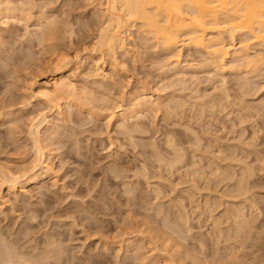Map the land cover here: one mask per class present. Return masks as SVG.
Segmentation results:
<instances>
[{
    "label": "rangeland",
    "instance_id": "374dc122",
    "mask_svg": "<svg viewBox=\"0 0 264 264\" xmlns=\"http://www.w3.org/2000/svg\"><path fill=\"white\" fill-rule=\"evenodd\" d=\"M101 2L0 0V175L31 176L30 122L44 112L54 153V172L43 163L23 191L0 177V264L11 249L25 260L14 264H264V46L250 42L257 68L229 59L220 71L186 42L177 63L133 26L111 55ZM60 63L85 102L62 99L63 120L32 87ZM141 97L161 104L123 120Z\"/></svg>",
    "mask_w": 264,
    "mask_h": 264
},
{
    "label": "bare ground",
    "instance_id": "6f19581e",
    "mask_svg": "<svg viewBox=\"0 0 264 264\" xmlns=\"http://www.w3.org/2000/svg\"><path fill=\"white\" fill-rule=\"evenodd\" d=\"M101 1L104 2V5H105L104 11H105L106 19H105L104 24L101 26V30H100V33L98 36L99 37V39H98L99 45L98 46L101 48L102 51L107 52L111 55L112 54L114 55L116 53L117 49L122 50L125 47V36H126L125 34L128 33L130 28L133 29L134 28L133 26H137V27L139 26L140 31L141 30L143 31L142 34L143 33L147 34V35L151 34L150 36L154 37L155 40H157V42L163 46L162 48H164L168 51H172V52L176 51L173 53L174 54L173 57H175V61L177 63L180 62V60H179L180 54L178 53V51L181 50L180 46L184 42H186L189 46L191 45V46H194L195 48H201V49H204L205 51H207L208 55L210 56V59L212 60V63H213L212 66H214V64H216L217 66H219V69L221 67L223 68L226 65L227 60H229V59H232V63L230 66L234 65L235 67H240V68L242 66H246V65H248V66L251 65V66H254L253 68H255L256 65H254V63L257 62L255 64H258V59H256V61L254 59V58H256L255 57L256 55L258 57H260L259 62L261 60L264 61V56H262L264 53L263 54L261 53L260 56L258 54H256L253 57L251 52H250L251 51V48H250L251 47L250 46L251 41H252L251 43L254 45L259 43V45L264 46V0H101ZM6 4L7 5L5 6V8H6L5 10H7V11L11 10L12 14H13V9H14V12H15V10H17L16 8L12 9L9 6L10 3L9 4L6 3ZM100 10H102V9H100ZM102 12H103V10H102ZM12 14H10V15H12ZM8 15L9 14H7V16ZM53 20L54 19L50 18V22L52 21L54 23ZM41 22H43V21H41ZM50 22L49 21H47V23L45 22L44 26H46V24L48 26V23H50ZM52 22H51V24H52V26H54V24ZM51 24H49V25L51 26ZM38 27H41L40 29H42V27H43L42 23H41V26H38ZM49 28H51V27H49ZM55 28L53 27L54 30H55ZM47 33H49L48 30H47ZM41 35H43V34L41 33ZM237 35H241L238 46L235 44ZM150 36H148V37H150ZM43 39L44 38H42V40ZM43 41H45V39ZM254 41H255V43H253ZM107 53H105V54H107ZM262 63H264V62H262ZM262 63L259 65L263 66ZM95 64H96L95 66H97L96 67V74H97V76L100 75V77H101V71H100L101 67L99 65V62H97ZM57 65H58V63H57ZM57 65L55 68H53L51 70V72L49 71L47 74L44 73V75L39 77V79L33 81V86H32L33 87V97H35L37 100H44V101H47V103L49 102V104H52L53 107L55 108L56 117L62 118V120H63V118L66 116V114H65L66 112H65V109L62 107V104H61L62 99H67L69 102H71L70 104L79 105V106H84L85 102L83 103V101H81L82 99L80 100L79 97L76 98L75 96H73L74 94H72V91H73L72 89H75V88H73V86L75 84L73 85L72 83H74V82L71 83V82H69V80L67 81V78H66L67 70H66V68L64 66H60L61 63L59 64V66H57ZM175 66H176V63H175ZM230 66H228V67L230 68ZM234 66H233V68H234ZM248 66H246V67H248ZM223 69H225V68H223ZM235 70H237V68ZM256 70L258 71V69H256ZM220 71H221V69H220ZM157 98H158L157 99L158 101H160L162 99L161 96H159ZM156 102L154 105H156ZM153 103H154V101L153 102L149 101V100H147V98L146 99H143V97H141L140 99L138 98L137 101L131 102V104L127 108V110H125L123 113H121L122 118H124L123 120L127 121L128 119H126V118L133 117V116L135 118V115H136V114H134V112L136 111L135 109H137L139 107L145 108V106L146 107L154 106V105H152ZM159 103H158V105L161 104V103L160 104ZM178 105H179V103H178ZM157 106H156V109L161 107V106H159L157 108ZM151 108H153V107H151ZM170 110H171V108H170ZM40 113L41 112H39V115H40ZM44 113H42L40 115V117L37 116L34 120L31 117V120H33L32 123L30 122V124H32V128H31V126H29L31 128L29 134H31L30 135L31 138L33 136V138L31 140H32V142L34 141L33 144L35 146V155L33 157L34 158V162H33L34 164L32 165V168L30 170L31 176L26 177V180H25L24 176H28L27 171L23 172L24 174H22V173L18 174L17 172L16 173H14V171L12 172V170L3 171L2 175H0V177L3 176L1 184L6 185V187H7L6 189L9 192L15 193L18 191H23L24 190V188H23L24 184H26L30 181L37 180V178L39 177L37 175L38 171L40 169H42L41 167L44 165L43 163H47L46 166H47L48 170H50V172L51 171L54 172V153L50 152L49 155H47V153H46L47 151H45L46 145L44 146L45 143L42 145V140H43L42 139V125H44L45 123H49L48 116H47V114H44ZM121 115H120V117H121ZM141 115H143V114H141ZM137 116L140 117V114H138ZM117 118H119V117H117ZM110 119H113V118H110ZM118 124H120V123H118ZM133 128H135V127H133ZM124 129H126V128H124ZM140 130H141V128H140ZM46 136H48V135H46ZM171 138H172V136H171ZM167 139H168V137H167ZM51 141H52V139H51ZM168 144H169V140H168ZM173 144L174 143H172L171 145H173ZM174 145H173V147H174ZM174 150H175V148H174ZM180 150H179V152H182ZM53 152H54V150H53ZM176 153L178 154V150H176ZM165 159H167V158H165ZM178 160H180L179 155L176 156V158L174 159V162L172 160V162H169L168 165L171 166V165H173V163H175ZM0 168L2 169L3 167H0ZM23 179L25 181H23ZM156 194H157V192H156ZM4 199L2 200L3 202H4ZM53 244H54V248H55V243H53ZM58 248H59V252L58 253L56 252L58 254L57 255L58 258H56V260L61 259V257L64 254L62 246L58 245ZM7 252L9 254V257L4 260V262H7L6 264H8L9 261H11L10 264H12V263L14 264L13 260L16 257H18L19 260L21 259L19 256H17L19 253L16 251V249L14 251H13V249H11ZM14 252H16V254ZM12 253H14V255H12ZM21 255L24 256L25 254L24 255L21 254ZM45 256H46V254H45ZM22 259H21V261H22ZM24 259H26V258H24ZM24 261H22V262H24ZM18 262H20V261H18ZM26 263H29V262H26Z\"/></svg>",
    "mask_w": 264,
    "mask_h": 264
}]
</instances>
